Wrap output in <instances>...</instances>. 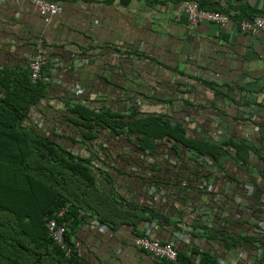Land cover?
Masks as SVG:
<instances>
[{
	"label": "crops",
	"instance_id": "crops-1",
	"mask_svg": "<svg viewBox=\"0 0 264 264\" xmlns=\"http://www.w3.org/2000/svg\"><path fill=\"white\" fill-rule=\"evenodd\" d=\"M55 1L62 10L45 22L26 1L0 0V68L28 69L39 44L50 81L26 122L52 126L61 145L84 156L98 141L108 147V160L104 154L95 166L112 179L97 174L111 191L103 204L110 219L86 213L78 224L82 264H168L134 244L143 233L174 244L185 264H264V30L240 29L264 16V0H199L229 21L194 27L189 0ZM76 86L97 89L92 104L116 114L132 106L166 114L187 136L216 141L217 156L173 151L166 141L134 152L108 129L85 142L66 117Z\"/></svg>",
	"mask_w": 264,
	"mask_h": 264
},
{
	"label": "trees",
	"instance_id": "trees-1",
	"mask_svg": "<svg viewBox=\"0 0 264 264\" xmlns=\"http://www.w3.org/2000/svg\"><path fill=\"white\" fill-rule=\"evenodd\" d=\"M46 88L47 82L31 81L29 68H0V90L4 93L0 98V264H82L77 250L65 257L47 233L46 216L59 206L68 205L64 217L70 222L65 236L71 245L77 242L76 230L87 219L86 213L98 217L102 223L110 219L103 213L109 209L103 204L105 192L111 191L98 184L112 179L95 166V161L103 160L104 154L108 160V147L98 141L96 146H87L92 151L84 156L73 145H61L52 126L41 131L32 127L34 122H26L31 109L45 99ZM66 103L69 111L66 117L88 143L97 141L101 131L108 129L117 137L122 135L124 142L120 146L137 149L134 152L152 153L159 143L165 145L160 141L170 143L173 151L181 145L196 151L198 156L215 157L220 148L211 139L187 136L185 124L172 122L166 114L149 117L133 106L129 114L120 115L71 97ZM49 106L52 107L51 101ZM118 155L123 157L121 152ZM144 177L153 179L154 173ZM179 257L185 264L180 254Z\"/></svg>",
	"mask_w": 264,
	"mask_h": 264
},
{
	"label": "built area",
	"instance_id": "built-area-1",
	"mask_svg": "<svg viewBox=\"0 0 264 264\" xmlns=\"http://www.w3.org/2000/svg\"><path fill=\"white\" fill-rule=\"evenodd\" d=\"M12 2L26 1L37 9L38 13L43 17L44 21L47 22L50 18L61 11V6L52 0H11ZM187 22L190 26L194 27L202 22H214L221 26L225 25L229 21V17L217 10L207 8L201 5L199 0L186 1L184 6ZM254 28L264 30V16L253 15L240 22V29L247 31ZM31 55L28 64L30 71V79L35 82L42 80L44 82L50 81L49 76L42 75L43 67V55L39 44H33L30 47ZM80 92L81 90H74ZM254 156V153L251 152ZM68 211V205L60 206L57 208L51 216L46 217V228L47 233L58 246L63 250L66 256H70L73 247L66 239L65 232L67 230L70 219H65V214ZM134 244L148 252L154 257L165 260L168 264H184L180 257L179 251L174 244L167 241H160L152 238L147 234L136 235L134 237Z\"/></svg>",
	"mask_w": 264,
	"mask_h": 264
},
{
	"label": "clouds",
	"instance_id": "clouds-1",
	"mask_svg": "<svg viewBox=\"0 0 264 264\" xmlns=\"http://www.w3.org/2000/svg\"><path fill=\"white\" fill-rule=\"evenodd\" d=\"M52 1H54V2H56L55 0H52ZM57 3V2H56ZM58 4V3H57ZM59 5V4H58ZM62 10V9H61ZM43 55V54H42ZM42 69H43V67H42ZM41 73H42V75H44L43 74V72L41 71ZM44 76H47V75H44ZM33 82V81H32ZM44 82V81H43ZM49 82V81H48ZM78 89H80L81 91L80 92H78V91H74L73 92V89H72V93L71 94H69V96H71V95H74V100L76 99L77 100V102H82V103H87V104H89L91 107H94V108H100V107H98V106H96V104H92V102H95L96 101V98L98 97V91H97V89H95V88H89V89H84V88H82V87H80V86H76V88H74V90H78ZM84 93H87V95L86 96H84L83 94ZM4 96V93H3V91L2 90H0V98L1 97H3ZM50 102V101H49ZM133 105H134V103H133ZM133 107V106H132ZM60 207V206H59ZM58 207V208H59ZM56 210V209H55ZM54 210V211H55ZM53 211V212H54ZM53 212H52V214H53ZM67 213V212H66ZM51 214V215H52ZM50 215V216H51ZM46 217H48V216H46ZM45 223H46V220H45ZM139 235H141V234H139ZM151 237V236H150ZM133 242H134V240H133ZM72 247H73V251H72V253L74 252V251H76L77 250V244L75 243L74 245H72ZM78 251V250H77ZM71 253V254H72ZM71 256V255H70ZM70 256H66L65 255V257H70Z\"/></svg>",
	"mask_w": 264,
	"mask_h": 264
}]
</instances>
